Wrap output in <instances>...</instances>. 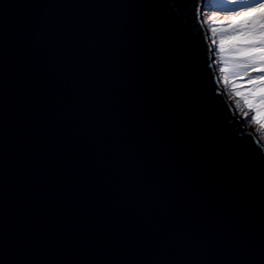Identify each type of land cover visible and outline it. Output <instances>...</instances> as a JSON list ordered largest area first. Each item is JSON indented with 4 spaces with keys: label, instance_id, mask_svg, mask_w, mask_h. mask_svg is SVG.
Segmentation results:
<instances>
[{
    "label": "water",
    "instance_id": "water-1",
    "mask_svg": "<svg viewBox=\"0 0 264 264\" xmlns=\"http://www.w3.org/2000/svg\"><path fill=\"white\" fill-rule=\"evenodd\" d=\"M194 6L0 0V264H264V140Z\"/></svg>",
    "mask_w": 264,
    "mask_h": 264
},
{
    "label": "snow or ice",
    "instance_id": "snow-or-ice-1",
    "mask_svg": "<svg viewBox=\"0 0 264 264\" xmlns=\"http://www.w3.org/2000/svg\"><path fill=\"white\" fill-rule=\"evenodd\" d=\"M205 7L216 13L210 19L227 25L221 28L225 34L219 41V52L226 57L221 72L241 81L234 83L233 91L237 102L247 109L243 118L264 129V0H201L200 8L193 7L194 14L200 17ZM220 11L228 13L222 20L218 19ZM224 80L228 82L227 75ZM257 152L264 158V146Z\"/></svg>",
    "mask_w": 264,
    "mask_h": 264
},
{
    "label": "rangeland",
    "instance_id": "rangeland-1",
    "mask_svg": "<svg viewBox=\"0 0 264 264\" xmlns=\"http://www.w3.org/2000/svg\"><path fill=\"white\" fill-rule=\"evenodd\" d=\"M208 2H209V0L206 1L205 3H208ZM203 11H205L204 14H203V17H204V21H205V23H206V25L208 27L210 40H211L213 46L215 47V50H216L215 53H216V56L218 57V61H219L220 67L223 68L224 67V60H225L226 57H225V55H222L219 52V41H220L221 35L225 34V33L221 32V28H227V25H220L219 23H217L214 20L210 19V17L216 15V13L212 9L205 7ZM227 14L228 13H226L224 11H220L218 19L222 20L224 18V16L227 15ZM213 28L216 29L215 32L212 31ZM212 34H213V36H212ZM213 41H215V43H213ZM223 75H224V77H225V75L228 76L229 83L231 84V92H232V94L235 95V93L233 91L234 83L235 84H239V83H241V81L236 80L235 77L233 76V74H231V73H223ZM239 75L243 76L244 73L240 72ZM246 123L247 124H245V125H247V126L250 123H252L253 125H256L250 119H248V121ZM256 126L258 127V129H260L262 137H264V129H262L261 126H258V125H256Z\"/></svg>",
    "mask_w": 264,
    "mask_h": 264
},
{
    "label": "bare ground",
    "instance_id": "bare-ground-1",
    "mask_svg": "<svg viewBox=\"0 0 264 264\" xmlns=\"http://www.w3.org/2000/svg\"><path fill=\"white\" fill-rule=\"evenodd\" d=\"M204 12H205V11H203V14H204ZM212 36H213V34H212ZM217 59H218V57H217ZM227 86H228V89H229V91H230L231 97H232V99H233L234 105H235V107H236V110H237L238 116H240L241 118H243V112H244V111H247V109H244V108L242 107V105H241L239 102H237V99H236L235 95L232 94V92H231V84L229 83V80H228V82H227ZM247 121H248V120H247ZM246 128H248V129L251 130V131L253 130L256 134H258V135L264 140V137H262V135H261V131H260V129H258V127H257L256 125H253L252 123H250L248 126H246Z\"/></svg>",
    "mask_w": 264,
    "mask_h": 264
},
{
    "label": "clouds",
    "instance_id": "clouds-1",
    "mask_svg": "<svg viewBox=\"0 0 264 264\" xmlns=\"http://www.w3.org/2000/svg\"><path fill=\"white\" fill-rule=\"evenodd\" d=\"M208 1V0H207ZM206 2V1H205ZM204 2V3H205ZM203 10H204V8H203ZM202 18H203V20H204V17H203V12H202ZM204 23H205V21H204ZM205 26H206V29H207V31H208V27H207V25H206V23H205ZM208 34H209V31H208ZM213 45V44H212ZM213 48H215L214 46H213Z\"/></svg>",
    "mask_w": 264,
    "mask_h": 264
}]
</instances>
